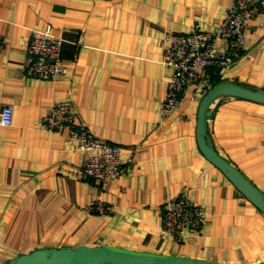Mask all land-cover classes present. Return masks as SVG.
I'll return each instance as SVG.
<instances>
[{"label": "crops", "instance_id": "0c3cea01", "mask_svg": "<svg viewBox=\"0 0 264 264\" xmlns=\"http://www.w3.org/2000/svg\"><path fill=\"white\" fill-rule=\"evenodd\" d=\"M236 0H0V264L43 248L118 246L224 264L264 263V212L202 153V98L212 81L264 89V8L245 51L224 75L187 87L181 107L161 110L173 73L166 33L214 31ZM65 40L66 75L55 82L28 73L34 28ZM72 99L74 124L48 130L53 104ZM215 149L264 191V104L221 97L211 105ZM86 126L123 148L124 174L100 182L84 173L89 152L71 136ZM186 196L205 223L186 240L163 232V205ZM103 202L111 213L88 208Z\"/></svg>", "mask_w": 264, "mask_h": 264}, {"label": "built area", "instance_id": "2783aa9c", "mask_svg": "<svg viewBox=\"0 0 264 264\" xmlns=\"http://www.w3.org/2000/svg\"><path fill=\"white\" fill-rule=\"evenodd\" d=\"M264 8V0H236L227 18L214 31L196 28L188 33H166L164 62L173 73L167 85L162 105V118L178 111L183 103L185 89L201 81L208 83L205 71L212 69L224 75L237 63L245 51L248 31L254 19ZM65 40L53 34L51 26L34 28L28 43V73L42 80L57 81L67 73L63 56ZM3 38L0 35V51ZM77 107L72 99L56 102L44 118L45 127L52 131L74 124ZM14 120L13 106L0 112V125L10 126ZM71 136L79 149L89 152L84 173L100 182L120 178L125 172L123 148L96 136L86 126H77ZM93 213H111L112 206L103 202L88 208ZM163 232L179 242L188 233L197 232L205 223L203 206L192 203L186 196L169 200L163 205Z\"/></svg>", "mask_w": 264, "mask_h": 264}, {"label": "water", "instance_id": "95a60500", "mask_svg": "<svg viewBox=\"0 0 264 264\" xmlns=\"http://www.w3.org/2000/svg\"><path fill=\"white\" fill-rule=\"evenodd\" d=\"M201 100L197 137L205 157L217 166L235 186L260 210L264 212V191L256 186L236 165L222 156L214 147L209 133L211 105L221 97H237L264 104V89L251 88L238 81H221L207 85ZM6 264H224L176 254L128 249L118 246H64L43 248L15 257ZM264 264V263H262Z\"/></svg>", "mask_w": 264, "mask_h": 264}, {"label": "trees", "instance_id": "16d2710c", "mask_svg": "<svg viewBox=\"0 0 264 264\" xmlns=\"http://www.w3.org/2000/svg\"><path fill=\"white\" fill-rule=\"evenodd\" d=\"M218 82H221V79L218 78V79H216V80H213V81H212V84L214 85V84H216V83H218Z\"/></svg>", "mask_w": 264, "mask_h": 264}, {"label": "rangeland", "instance_id": "374dc122", "mask_svg": "<svg viewBox=\"0 0 264 264\" xmlns=\"http://www.w3.org/2000/svg\"><path fill=\"white\" fill-rule=\"evenodd\" d=\"M210 87V86H209Z\"/></svg>", "mask_w": 264, "mask_h": 264}]
</instances>
